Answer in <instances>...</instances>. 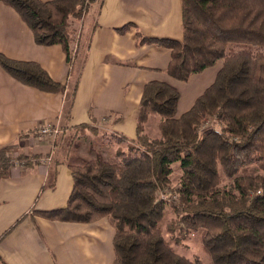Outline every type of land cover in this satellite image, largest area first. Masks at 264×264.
Listing matches in <instances>:
<instances>
[{
	"label": "trees",
	"instance_id": "trees-1",
	"mask_svg": "<svg viewBox=\"0 0 264 264\" xmlns=\"http://www.w3.org/2000/svg\"><path fill=\"white\" fill-rule=\"evenodd\" d=\"M0 1L20 16L36 44H60L70 64L76 40L70 18L79 20L86 7L99 0ZM136 36L138 44L170 50L165 72L179 81L219 60L223 63L214 81L180 114L174 87L146 82L136 137H118L131 143L129 150L117 151L111 163L69 165L73 186L66 205L37 213L65 222L110 218L112 264H203L172 248L171 240L178 244L180 239L175 236L180 225L182 230L204 232L201 241L211 264H264V0H182L181 40L150 38L139 31ZM0 67L24 85L64 91L34 61L0 53ZM153 114L160 116V136L148 138L143 129ZM207 118L218 126L200 128ZM14 151L15 144L0 147V179L9 176ZM17 158L28 162L21 154ZM175 162L182 170L173 189L180 207L173 208L166 225L169 241L160 226L168 203L159 193L171 187ZM251 165L257 171L249 172ZM220 170L227 184H222Z\"/></svg>",
	"mask_w": 264,
	"mask_h": 264
},
{
	"label": "crops",
	"instance_id": "crops-1",
	"mask_svg": "<svg viewBox=\"0 0 264 264\" xmlns=\"http://www.w3.org/2000/svg\"><path fill=\"white\" fill-rule=\"evenodd\" d=\"M70 24L76 40L68 64L60 44H36L20 16L0 1V53L38 63L64 86L61 93L43 92L0 67V147L15 144L12 157L21 154L28 161H14L9 176L0 179V264H112V221L65 222L37 213L64 207L72 190L66 136L94 128L93 134L132 140L146 82L163 81L180 91V114L219 69L179 81L165 72L168 48L137 43V31L181 40L182 0H99ZM128 24L125 32L118 31ZM47 123L57 133L37 135L38 126Z\"/></svg>",
	"mask_w": 264,
	"mask_h": 264
},
{
	"label": "rangeland",
	"instance_id": "rangeland-1",
	"mask_svg": "<svg viewBox=\"0 0 264 264\" xmlns=\"http://www.w3.org/2000/svg\"><path fill=\"white\" fill-rule=\"evenodd\" d=\"M232 47H235L236 49L240 48L239 45H234ZM222 63L223 61L219 60L216 65L219 66L220 68ZM178 93L181 96V92L179 91ZM159 120H160V116L158 114H153L149 116L143 129V133L146 136H148V138H157L160 136V131L158 129ZM42 125H39L38 128ZM46 126L49 128L50 125L47 123ZM210 126H218V124L213 119L207 118V120L200 126V128L204 129L205 127H210ZM95 131L96 130L94 131L91 130V132L87 131V133H85L86 132L85 130L82 131L79 130L76 134H68V136H66V140L68 143V152H67L66 161L72 163L70 165L75 167L77 166L80 167L86 162H90V161L94 162L96 160L111 163L112 161L116 160L115 158L117 151L121 149L124 151L129 150L128 146L131 143H128L127 141H123L118 137L112 138L110 134L108 135L107 133L104 132L102 133L98 132L97 134H93V132ZM11 160L13 162L15 161L16 163L18 162V160H15L14 158H11ZM20 162H22V164L24 165L26 164L23 161ZM171 168L172 171L169 178L172 188L171 187L167 188L165 189V191H161L159 193L160 199L168 203L164 211L165 214L164 219L162 220L160 226L163 229L165 237L169 241L171 237L169 238V235H167L166 228L169 225V221L174 216L173 208L180 207L179 196L177 195V193H175L173 189L176 188V184L182 175V170L178 162L172 163ZM247 169L251 173L257 171L255 167L252 165ZM220 175H221L222 184H227L229 180L225 178L221 170H220ZM108 220L109 222H111L110 218ZM178 228L179 229H176L175 231V236L178 238L180 237V239L178 241V244H175V242L171 240L172 248H174L178 253L184 255L185 257H188L191 260L200 259V261L203 264H211V259L208 253L205 252L201 241V237L204 232L202 230H198V231H194V230L187 231L186 229L182 230L181 225L178 226Z\"/></svg>",
	"mask_w": 264,
	"mask_h": 264
},
{
	"label": "built area",
	"instance_id": "built-area-1",
	"mask_svg": "<svg viewBox=\"0 0 264 264\" xmlns=\"http://www.w3.org/2000/svg\"><path fill=\"white\" fill-rule=\"evenodd\" d=\"M36 134L38 135H51V134H55L57 132L56 129H52L50 126L49 128L46 126V124L40 126L37 130H36Z\"/></svg>",
	"mask_w": 264,
	"mask_h": 264
}]
</instances>
